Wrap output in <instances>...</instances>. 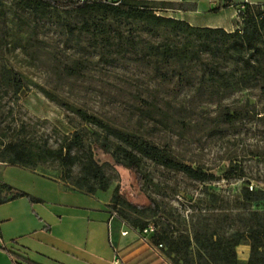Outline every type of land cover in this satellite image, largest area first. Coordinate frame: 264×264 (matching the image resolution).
<instances>
[{"label":"rangeland","instance_id":"obj_1","mask_svg":"<svg viewBox=\"0 0 264 264\" xmlns=\"http://www.w3.org/2000/svg\"><path fill=\"white\" fill-rule=\"evenodd\" d=\"M137 2L150 7V2ZM194 2H198L197 8L205 16L215 8L213 0ZM245 2L264 4V0ZM16 4V0H0V70L10 69L22 79L18 96L9 92L0 98V142L19 137L55 148L62 137L83 129L85 144L92 143L95 139L92 132L96 129L83 125L60 106L72 105L113 127L135 132L168 149L192 169L216 177L198 183L144 161V169L154 185L145 189V196L155 202L158 214L142 219L156 227L159 234L191 237L192 230L203 225L217 228L226 237L240 230L245 215L241 189L264 192V98L259 92L238 90L221 100L209 101L205 95H197L185 80L179 82L171 69L163 68L158 75L151 66L127 60L93 64L81 76L65 78L62 67L70 60L83 58L94 63L98 60L89 47L90 37L76 34L74 28L80 18L51 9L46 18L39 20ZM104 21L112 25L111 20ZM69 29L74 30L73 34ZM120 29L128 31L127 27ZM144 38L157 42L156 38ZM38 87L54 95L57 102L48 100ZM145 101L154 102L167 113L166 126L156 122L158 116L151 120L142 112L152 109ZM245 103L248 104L245 110L254 106L260 113L256 119L232 125L212 121L222 108L237 109ZM94 158L111 180L108 190L96 198L67 190L51 180L48 175L71 185L62 179L55 164L38 165L36 171H31L3 166L0 162V182L37 199V202L27 197L6 200L10 194L2 192L1 198L6 201L0 204V220L8 219L1 225H5V238L11 240L10 248L14 244L34 248L40 242L65 248L70 255L84 258L90 264H104L115 258L116 228L105 209L114 188L118 185L120 193L135 205L146 202L132 174L113 169L110 156L96 148ZM230 162L236 165L241 178H222ZM78 172L76 165L72 177L76 178ZM250 209L264 210V200L251 204ZM45 225L51 228L50 236L42 232ZM126 232L129 235L121 238L119 246L132 238L131 232ZM242 245L245 244L239 247ZM30 256L38 259L32 253Z\"/></svg>","mask_w":264,"mask_h":264},{"label":"trees","instance_id":"obj_2","mask_svg":"<svg viewBox=\"0 0 264 264\" xmlns=\"http://www.w3.org/2000/svg\"><path fill=\"white\" fill-rule=\"evenodd\" d=\"M16 6L29 11L36 19H44L51 9L67 14H76L79 25L74 28L77 36L87 35L89 47L98 56L96 63L88 59H72L62 67L65 78L79 77L93 64H113L130 61L139 65L151 66L158 75L162 69H171L179 82L191 86L195 93L206 96L207 100H221L225 95L238 90H257L264 98V8L245 4L239 29L228 33L221 29L193 28L183 21L157 16L152 7L141 6L137 1H125L119 6L99 4L63 3L60 0H16ZM217 11V9H214ZM96 18H102L98 20ZM112 21V25L105 23ZM120 27H127L124 32ZM73 29L69 33L73 34ZM144 37L156 38L153 43ZM22 89L19 75L3 67L0 70V98L7 93L18 96ZM50 101L57 102L54 95L38 87ZM152 109H144L151 120L166 126L167 113L154 102ZM67 112L75 115L83 125L96 129L92 132L94 141L85 144V131H74L62 137L55 148L41 146L26 138L15 137L0 142V162L6 166L35 169L38 165L55 164L62 173V179L69 181L67 187L84 194L106 192L110 178L105 175L103 165L94 158L96 148L109 155L113 169L119 168L133 175L139 192L145 198L142 205L129 202L119 191L117 185L110 196L107 209L127 222L138 233L148 224L142 219L158 214L155 202L145 196V189L154 186L151 176L144 169V161L167 172L181 174L191 181L207 183L216 179L201 170L184 164L171 151L157 146L139 134L113 127L88 114L86 111L61 103ZM229 110L222 108L212 120L219 125H232L236 122L256 119L255 107ZM151 114V116L149 115ZM264 119V118H262ZM262 119H258L261 121ZM79 166L78 176L72 177V168ZM237 167L229 163L223 179L241 178ZM3 191L9 192L10 199L27 197L23 192L12 190L0 183V204ZM241 205L245 215L241 219V229L231 235L219 234L217 228L200 226L192 230L191 237L178 235L169 237L158 233L156 227L150 239L160 245L164 255L173 264H241L236 248L241 244L248 246V258L244 264H264V210H251L253 203L264 200V192H252L242 188ZM156 239V240H155ZM180 262V263H179Z\"/></svg>","mask_w":264,"mask_h":264},{"label":"crops","instance_id":"obj_3","mask_svg":"<svg viewBox=\"0 0 264 264\" xmlns=\"http://www.w3.org/2000/svg\"><path fill=\"white\" fill-rule=\"evenodd\" d=\"M141 1L150 2V7H152L154 13L157 16L183 21L193 28L221 29L225 32L231 33L235 30L236 27V11L238 10L240 4L247 0H213L215 2V8L210 9L209 12L211 13H209L207 16H205V12H202L200 11V9L197 8L198 2H194L196 0ZM246 4L249 3L246 2ZM254 5L264 8V4ZM214 9H217V11H214ZM3 166L5 165L3 164ZM26 170L36 171L37 168ZM48 177L51 180H54L57 183L61 184L63 187H65V189L70 191H76L72 188L67 187L65 183H63L56 177L50 175H48ZM7 186L11 187L10 185ZM100 193L103 192H96L93 195H86L91 196L92 198H96L98 197L97 195H99ZM10 197L11 195H9L7 198H9V200H12L10 199ZM17 198L18 197H16V199ZM107 205L108 202L105 205V209L110 216L109 221H111L116 228V231L113 234V238L115 239V244L118 247L116 256L118 257L119 264H173L171 260L164 255V252L161 250V248H158V246L152 243L150 239L151 235L147 237L146 242H143L140 238L138 231L132 228L127 222L122 220L120 217H118L114 213H111L107 209ZM37 220L41 221V218L37 217ZM4 221H8V219L6 218L0 220V264H90L84 258L79 259L77 257H74L68 253L69 251L67 249L55 246V244H46L39 242V245L34 248L29 246L21 247L18 244H14V246L10 248L9 242L11 240L5 238V225H1ZM42 229V232L46 236H50V226L45 225V227H43ZM126 230H129L131 232L132 238L127 243L123 245L121 244L122 246H119L121 238H125L129 235V233L127 234ZM124 232H126V234L122 235V233ZM248 250L249 249L246 244L240 247L238 246L236 253L238 261L241 264H244L246 262L248 258ZM239 252L241 256H239ZM30 253H32L38 259L36 260L32 258L30 256ZM113 261L114 259L110 262H103L104 264H113ZM96 264H102V262H97Z\"/></svg>","mask_w":264,"mask_h":264},{"label":"built area","instance_id":"obj_4","mask_svg":"<svg viewBox=\"0 0 264 264\" xmlns=\"http://www.w3.org/2000/svg\"><path fill=\"white\" fill-rule=\"evenodd\" d=\"M63 3H74V4H84V3H90V4H99V5H106V6H119L123 2L127 0H60ZM246 2H243L240 4L238 10L236 11V27L235 29H239V26L241 24V15L242 11L244 9V5ZM251 190V188H249ZM155 231L154 227L152 225L146 226L142 231H140L139 235L143 242H146V239L149 235H151ZM126 232L122 233V235H125ZM158 248H161L160 245H158ZM113 264H119L118 257L116 256L114 258Z\"/></svg>","mask_w":264,"mask_h":264}]
</instances>
